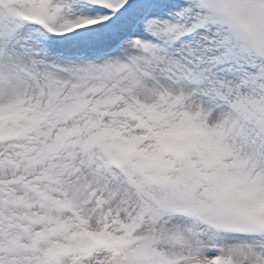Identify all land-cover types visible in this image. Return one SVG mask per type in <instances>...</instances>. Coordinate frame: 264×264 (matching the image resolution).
<instances>
[{
	"label": "snow or ice",
	"instance_id": "obj_1",
	"mask_svg": "<svg viewBox=\"0 0 264 264\" xmlns=\"http://www.w3.org/2000/svg\"><path fill=\"white\" fill-rule=\"evenodd\" d=\"M0 264H264V0H0Z\"/></svg>",
	"mask_w": 264,
	"mask_h": 264
}]
</instances>
